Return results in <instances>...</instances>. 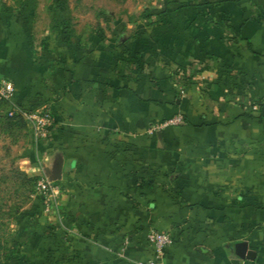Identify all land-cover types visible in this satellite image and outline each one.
I'll list each match as a JSON object with an SVG mask.
<instances>
[{"label": "crops", "instance_id": "1", "mask_svg": "<svg viewBox=\"0 0 264 264\" xmlns=\"http://www.w3.org/2000/svg\"><path fill=\"white\" fill-rule=\"evenodd\" d=\"M74 9L0 0V113L54 115L34 175L63 157L58 212L37 195L15 217L20 264L148 263L152 232L172 238L164 264H264V0Z\"/></svg>", "mask_w": 264, "mask_h": 264}, {"label": "rangeland", "instance_id": "2", "mask_svg": "<svg viewBox=\"0 0 264 264\" xmlns=\"http://www.w3.org/2000/svg\"><path fill=\"white\" fill-rule=\"evenodd\" d=\"M149 1L70 0V3L75 8L73 13L76 17L94 18L104 14L122 17L131 13L138 15ZM34 142L36 141L31 137L28 127L25 129L19 123L6 121L0 117V264H4L7 246L14 239L16 229L14 212L27 208L34 197L40 195L39 182L44 175H34L28 168L30 165L25 161L27 151ZM35 177H39L37 182L33 180Z\"/></svg>", "mask_w": 264, "mask_h": 264}, {"label": "built area", "instance_id": "3", "mask_svg": "<svg viewBox=\"0 0 264 264\" xmlns=\"http://www.w3.org/2000/svg\"><path fill=\"white\" fill-rule=\"evenodd\" d=\"M14 85L9 81H2L0 83V105L10 103L14 96ZM181 92H183L181 88ZM253 107H256L254 105ZM10 116L18 114L27 122L28 130L31 137L35 141L46 139L52 129L56 125V119L51 111L42 110L39 112L25 113L18 112L13 108L9 113ZM183 123V117L178 115L171 119H168L162 123H158L151 126L150 132L155 133L163 128L170 126H178ZM39 192L43 197L45 208L48 212L52 210H58L60 206V196L62 194L61 187L56 182H50L44 175L43 179L39 182ZM150 241L153 243L156 251V260L149 261L148 263L138 264H164L162 259L165 249L172 244V238L168 233L152 232L149 235Z\"/></svg>", "mask_w": 264, "mask_h": 264}, {"label": "trees", "instance_id": "4", "mask_svg": "<svg viewBox=\"0 0 264 264\" xmlns=\"http://www.w3.org/2000/svg\"><path fill=\"white\" fill-rule=\"evenodd\" d=\"M0 117H3V119H5L6 121H12L15 123H19L25 129H27L28 127L27 122L24 121L21 115L15 114V115L10 116L8 113H5V114L0 113ZM33 180L34 182H37L39 180V177H35ZM20 212L21 210L15 211L14 216L16 218H20L18 223L21 225L23 224L22 226L26 228L31 223V220L27 218L28 216L26 212H23V213H20ZM12 242L13 241H11V243L7 246V254L5 255L4 264H20V261H19L20 254L18 252L17 247L14 246Z\"/></svg>", "mask_w": 264, "mask_h": 264}, {"label": "water", "instance_id": "5", "mask_svg": "<svg viewBox=\"0 0 264 264\" xmlns=\"http://www.w3.org/2000/svg\"><path fill=\"white\" fill-rule=\"evenodd\" d=\"M43 170L50 182L60 181L63 173V157L56 155L51 163H44Z\"/></svg>", "mask_w": 264, "mask_h": 264}]
</instances>
